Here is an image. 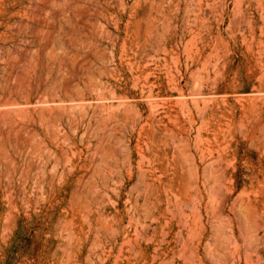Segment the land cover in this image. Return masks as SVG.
I'll use <instances>...</instances> for the list:
<instances>
[{"label":"rangeland","instance_id":"374dc122","mask_svg":"<svg viewBox=\"0 0 264 264\" xmlns=\"http://www.w3.org/2000/svg\"><path fill=\"white\" fill-rule=\"evenodd\" d=\"M0 264H264V0H0Z\"/></svg>","mask_w":264,"mask_h":264}]
</instances>
